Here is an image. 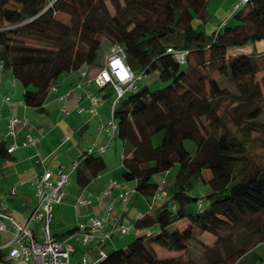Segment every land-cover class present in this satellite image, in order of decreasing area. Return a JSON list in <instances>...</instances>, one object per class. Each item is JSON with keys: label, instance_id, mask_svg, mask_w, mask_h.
I'll use <instances>...</instances> for the list:
<instances>
[{"label": "trees", "instance_id": "16d2710c", "mask_svg": "<svg viewBox=\"0 0 264 264\" xmlns=\"http://www.w3.org/2000/svg\"><path fill=\"white\" fill-rule=\"evenodd\" d=\"M208 16L207 0H0V65L22 84L27 107L44 110L66 75L96 65L105 40L124 48L140 79L156 74L167 84L154 90L139 79L114 111L124 179L149 204L160 201L134 222L135 238L105 250L98 264L263 260L256 249L264 243V0L240 5L211 34L203 29ZM176 166L170 187L154 180ZM105 170L101 153H85L78 188ZM7 255L0 249V263Z\"/></svg>", "mask_w": 264, "mask_h": 264}, {"label": "crops", "instance_id": "0c3cea01", "mask_svg": "<svg viewBox=\"0 0 264 264\" xmlns=\"http://www.w3.org/2000/svg\"><path fill=\"white\" fill-rule=\"evenodd\" d=\"M207 1L209 16L205 23L206 32L213 33L231 22L236 7L243 0ZM111 47H106L104 61L99 66H84L80 71L66 75L50 91L42 111L26 106L22 84L11 71L2 70L0 66V143L6 148L14 142L19 145L12 155L7 153L4 157L0 156V214L10 215L25 225L38 206L34 182L45 170L53 172L55 182L57 174L70 172L72 165L85 153L99 152L106 162V170L84 190L78 188L76 171L70 174V184L64 189L62 203L53 207L52 233L54 236L62 235L81 224L89 225L94 217L103 219L108 215L109 207H112L110 217L117 216L122 223L127 220L131 231L128 234H114L104 247L106 251L129 244L137 235L134 222L151 212L160 201L156 199L151 205L136 191L130 196L129 203L119 199L124 187L135 190L136 183L126 182L123 177V144L116 139L111 140L102 130V126L107 125L114 116V93L111 95V87H99L94 81ZM258 49L264 50V41L258 44ZM7 96L11 99L10 104L4 102ZM93 97L99 98L97 106L93 104ZM91 108L95 111H90ZM12 118L28 122V128L20 130L16 138L8 135V123ZM28 136L38 139L37 144L24 147ZM102 147L105 149L100 152ZM119 148L121 156L117 158ZM72 176H75L74 183L71 182ZM111 182H115L117 187L110 197H104ZM4 223L8 229L0 231V249L8 253L16 232L9 220H4ZM105 224L107 230L112 228L110 220H106ZM32 228L35 230L36 225L32 224ZM76 249L75 261H79L81 254H88L92 259L99 256L95 243L88 247L76 243ZM0 264L31 263L9 261Z\"/></svg>", "mask_w": 264, "mask_h": 264}, {"label": "built area", "instance_id": "2783aa9c", "mask_svg": "<svg viewBox=\"0 0 264 264\" xmlns=\"http://www.w3.org/2000/svg\"><path fill=\"white\" fill-rule=\"evenodd\" d=\"M249 1L243 0L242 4L246 5ZM169 52H172V50L170 49ZM176 55L181 60L185 58L183 52L176 53ZM1 69L3 70L2 66ZM139 79L140 77L126 62L124 48L114 45L111 47L110 53L94 81L99 87L109 86L113 89L115 97L112 106L115 111L126 94L136 89V83ZM4 102L10 104V97H5ZM98 102L99 98L93 97L94 106H97ZM90 111L94 112L95 109L91 108ZM27 128L28 122L25 119L12 118L8 123V135L16 138L20 130ZM117 128L114 116L107 125L102 126V130L106 131L111 140L117 137ZM37 142L38 139L28 136L23 146L36 145ZM18 148L19 145L14 142L7 148V153L12 155ZM104 149L102 147L100 152H103ZM77 166L78 162H75L70 172L57 174L55 182L53 181V172L47 169L34 182L38 206L25 225L18 223L10 215L1 214L0 231H7L8 227L4 220H9L16 232V238L9 244L10 250L6 258L7 261H26L31 264H98L99 260L106 256L104 247L112 236L116 233L128 234L131 231V226L122 223L119 217L112 215L110 217L112 207H109L107 210L108 215L105 218L94 217L89 225H79V232L70 234L63 239L54 237L52 233L53 207L62 203L65 196L64 189L70 184V174L76 171ZM116 187V183L111 182L104 192V197H110ZM160 188L165 189V186L161 185ZM133 193H135V190L124 187V190L119 194V199L124 203H129L130 196ZM158 198L160 199V197ZM106 220L112 222V228L109 230L106 228ZM32 224L36 225L35 230L32 228ZM76 243H80L84 247L95 243L98 247V258L92 259L88 254H85L80 257L79 261L75 262Z\"/></svg>", "mask_w": 264, "mask_h": 264}, {"label": "rangeland", "instance_id": "374dc122", "mask_svg": "<svg viewBox=\"0 0 264 264\" xmlns=\"http://www.w3.org/2000/svg\"><path fill=\"white\" fill-rule=\"evenodd\" d=\"M241 4V3H240ZM242 5V4H241ZM111 9V8H110ZM112 10V9H111ZM60 18H62L63 20H65L66 22L69 21V18L68 16L66 15H60ZM203 29L205 31H207V26L204 25ZM211 34V33H209ZM108 43V44H107ZM109 42H106V40L103 42V47H102V50L100 51L99 55H98V59H97V66H99L100 64H102V62L104 61V55H105V50H106V46L109 47ZM107 47V48H108ZM151 85V87L154 89V90H158V89H163L167 86V84H163L161 83V81L158 79V76L156 74H151L149 76H146V77H143L140 79L139 83H138V86H144V85ZM20 85V84H19ZM128 95V94H127ZM161 141V135L160 136H157L155 138V144L158 145ZM120 143V142H119ZM186 146L188 147V149L190 150V152L194 155L195 152H196V146L193 142L191 141H188L186 142ZM112 153L115 154L114 150H111ZM117 158L119 156H121V152H120V148L118 150V154H117ZM177 171H178V167L176 166L175 168H173L172 170H170L169 172L167 173H162V174H159L157 176L154 177V180L155 181H158V182H162L163 184H165L166 186L170 187L173 183H174V180H175V176L177 174ZM74 179H75V176H72L71 178V182L74 183ZM168 191V190H167ZM168 193L169 192H165V193H162V195H165L168 196ZM165 196V197H166ZM116 214V213H115ZM125 224H129V222L126 220L124 222ZM8 224V223H7ZM202 240H205L209 245H212L213 244V239L210 238L209 236H201L200 237ZM81 250V248H79ZM196 250L198 253H201L202 252V249L201 247H198L196 246ZM257 253L262 257L263 260H261L258 264H264V243L263 244H260L257 249H256ZM82 252V250H81ZM80 255V254H79ZM78 255V257H79ZM83 254L80 255V257L82 256ZM79 257V258H80ZM75 260V259H74ZM76 262V261H75Z\"/></svg>", "mask_w": 264, "mask_h": 264}]
</instances>
